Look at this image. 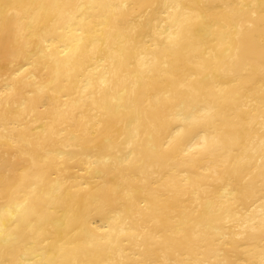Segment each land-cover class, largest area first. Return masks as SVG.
<instances>
[{
    "label": "bare ground",
    "instance_id": "1",
    "mask_svg": "<svg viewBox=\"0 0 264 264\" xmlns=\"http://www.w3.org/2000/svg\"><path fill=\"white\" fill-rule=\"evenodd\" d=\"M0 264H264V0H0Z\"/></svg>",
    "mask_w": 264,
    "mask_h": 264
}]
</instances>
